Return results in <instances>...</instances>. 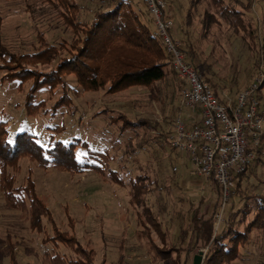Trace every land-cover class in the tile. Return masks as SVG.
<instances>
[{"label": "rangeland", "instance_id": "obj_1", "mask_svg": "<svg viewBox=\"0 0 264 264\" xmlns=\"http://www.w3.org/2000/svg\"><path fill=\"white\" fill-rule=\"evenodd\" d=\"M77 1L88 6L90 11L98 6V2L96 5L92 0ZM174 1L178 9L177 15L173 16L179 30L178 39L191 40L198 69L206 74V78L221 79L234 94L232 96L253 83L258 74L255 63L260 60L264 64V51L260 49L264 42V0H219L232 9L247 12L241 24L251 23L256 28L259 43L256 50L249 46L246 27L238 31L222 20L221 26L213 24L206 31L202 15L209 10L215 12L217 0ZM187 7L193 9L188 12ZM182 8L185 10L181 12ZM92 16V11H83L80 19L91 20ZM187 16L191 17L188 24ZM58 21L56 12L41 0H0V43L10 51L27 53L39 47L37 35L40 33L52 44L69 39V32ZM5 75L7 71L0 70V122L6 125L8 141L13 142L18 133L25 131L36 136L44 148L49 147L51 141H62L67 145L80 140L91 151L107 156L94 159L82 147L75 150L78 161L89 160L102 166V174L92 170L75 174L50 166L42 168L28 157L19 160L18 171L10 167L9 173L15 176V187L26 185L27 179L31 178L52 220L44 219L41 232L33 230L22 211L8 206L0 187V264H12L11 249L16 251L17 264H47L45 253L76 258L66 245L46 241L53 236L54 226L74 236L88 250H95L94 264H175L176 261L171 259L178 260V264H192V255L187 251L192 232L191 221H188L189 213L193 212L190 209L200 206L205 211L209 205L213 206L217 192L197 176L192 164L188 163V169L181 166V159L187 161L185 155L178 154L170 144L163 147L155 138L159 132H170L171 126L166 122L169 118L175 120L180 115L185 119L187 108L181 107L185 85L183 87L180 80L170 77L160 84L162 94L157 95L158 100L155 96L150 97L145 88H132L111 97L105 91L84 92L71 76L66 80L74 103L72 107L63 108L56 115L42 111L29 115L25 101L30 83L20 88L18 81H7ZM62 93L60 87L54 91L47 89L39 93L36 101H45L50 108L60 100ZM102 110H108V114H99ZM110 111L113 116L122 114L132 123L149 124L141 128L131 126L122 132L120 126L124 119L118 125L110 126L107 118ZM261 157L262 163L252 166L253 174L249 175L258 194L264 193V155ZM110 168L119 173L122 183L110 177ZM145 174L150 175L154 183L143 201L148 207L152 206L150 209L154 210L157 223H161L160 226L156 223L159 227L151 223L144 225V204L131 201L132 182ZM183 175L186 180H182ZM143 183L150 185L149 180ZM235 198V203L229 207L231 213L242 208L243 202H239V197ZM151 243L159 251L179 248L181 252H173L169 261H162ZM240 250L242 258L232 264H264V232H256L252 241Z\"/></svg>", "mask_w": 264, "mask_h": 264}, {"label": "trees", "instance_id": "obj_2", "mask_svg": "<svg viewBox=\"0 0 264 264\" xmlns=\"http://www.w3.org/2000/svg\"><path fill=\"white\" fill-rule=\"evenodd\" d=\"M54 10L64 26V30L69 32L70 38L62 39L56 44L48 41L45 34L38 36L39 47L34 52L17 53L8 50L0 43V70L7 71L4 79L7 81H18L20 88L26 83H30L26 93L27 113L34 114L42 111L43 114L51 113L56 115L63 108L72 107L73 100L69 94L67 77L76 78L77 83L84 92L98 93L105 91L111 97L118 93L132 88H145L149 90L150 97H157L162 94L160 84L166 83L170 77L178 79L175 71L172 70L171 57L165 50V46L158 35L152 16L150 15L142 0H92L98 2L95 9H91L93 16L91 20H81L83 11H90L86 5H81L77 0H41ZM167 4V0H164ZM100 3V4H99ZM97 5V3H96ZM252 5V4H251ZM247 6V10L251 9ZM216 11H206L202 18V23L206 31L211 26L222 25V20H226L233 29H247L249 36V46L256 50L259 46L256 28L251 23L241 22L247 12L232 9L230 6L217 0L215 2ZM193 9L192 7L188 12ZM246 9V7H245ZM190 15V13H189ZM187 24L190 23V16H187ZM189 18V19H188ZM264 19V11L263 16ZM246 20V19H245ZM240 22V23H239ZM184 33L187 31H184ZM178 39L176 27L173 34ZM189 37V36H187ZM180 40V39H178ZM184 44L188 60L197 69V58L191 40H180ZM261 52L264 51V42L260 45ZM264 56V55H263ZM259 71L261 61L256 63ZM206 78V74L202 73ZM209 79V78H208ZM182 82L184 87L185 83ZM61 88L63 93L60 100L47 108L45 101L37 102L39 93L44 90L54 91ZM264 83L259 91V97L264 101ZM159 98L157 97V100ZM160 101V100H159ZM181 108H178V111ZM99 114L107 115L108 110H102ZM106 117V116H105ZM177 117V116H176ZM110 126L118 125L123 119L124 123L120 126L122 132L128 127L147 126L149 123H132L122 114L107 117ZM171 120V121H170ZM176 120V118H175ZM172 118L167 122L171 127L170 132H159L156 141L161 145L170 144L174 134V121ZM5 123L0 122V187L6 197L7 204L12 209L20 210L29 219L31 228L41 232L44 219L50 218V212L36 193V187L31 178L27 179V184L15 187V176L9 173L10 167L14 171L20 168L19 160L28 157L32 161L39 163L42 168L53 167L59 171L71 173H84L92 170L99 174L104 173L102 166L86 160L80 162L76 158L78 147L86 149L90 158L99 159V154L91 151L86 143L78 141L70 142L67 145L62 141L53 142L49 147L44 148L38 142L37 137L28 132H20L16 135L13 142L7 140V129ZM159 129V126H157ZM161 129V128H160ZM261 147L257 150L256 157L244 173L237 175L233 182V196L229 207L235 203L239 197L242 208L237 209L236 213L229 212V207L225 219L221 226L215 230V215L221 202V192L217 187V200L214 205H209L202 210L199 206L191 218V236L189 237L188 253H191V262L200 252L207 249L203 264H232L242 258L240 248L245 247L253 239L256 232H264V193H256L253 189L254 184L249 180V175L253 174L252 166L261 164V156L264 155V136ZM171 148V147H170ZM111 167V166H110ZM117 174V175H116ZM119 173L110 168V177L113 180L119 179ZM149 180L150 185L143 182ZM154 181L150 175L145 177L137 176L132 182L133 201L136 204H144V199L151 192V185ZM235 199V200H234ZM146 222L144 225H160L150 207L144 204ZM212 208V209H211ZM231 208V207H230ZM142 223V222H141ZM157 223V225H156ZM159 227V226H157ZM54 234L46 239L47 242L54 244H64L71 249L76 258H68L65 255L55 253H45L47 264H94L95 250H88L78 243V240L54 226ZM155 244L151 243L154 249ZM156 251L162 261H169L173 252L180 253L179 248L161 250L157 247ZM152 249V250H153ZM154 251V250H153ZM15 249H11L9 255L12 264H17L14 255ZM177 263L178 260L171 259ZM175 263V264H176ZM178 264V263H177Z\"/></svg>", "mask_w": 264, "mask_h": 264}, {"label": "built area", "instance_id": "obj_3", "mask_svg": "<svg viewBox=\"0 0 264 264\" xmlns=\"http://www.w3.org/2000/svg\"><path fill=\"white\" fill-rule=\"evenodd\" d=\"M142 2L171 57L172 70L185 83L181 106L202 115V121L191 128L182 116L176 117L171 148L187 155L197 176L214 182L219 188L221 202L214 223L217 231L233 196L234 178L254 161L263 142L264 101L259 97L264 83L263 65L253 83L235 97L229 93L218 96L205 81L202 71L189 62L182 41L174 38L175 21L167 14L166 2ZM201 251L204 259L208 250Z\"/></svg>", "mask_w": 264, "mask_h": 264}, {"label": "crops", "instance_id": "obj_4", "mask_svg": "<svg viewBox=\"0 0 264 264\" xmlns=\"http://www.w3.org/2000/svg\"><path fill=\"white\" fill-rule=\"evenodd\" d=\"M173 2H175L174 0H167V11H168V15L169 16H171V18H173V16H175V14L177 15V11H178V9L177 8H175V4H177V3H173ZM171 4H174V6H172ZM187 5V4H186ZM187 9V11L189 10V8L187 7L186 8ZM185 9L184 8H182L181 9V12L182 11H184ZM180 12V13H181ZM178 15H180L179 13H178ZM181 16V18H183V16L182 15H180ZM174 19V18H173ZM175 21V20H174ZM175 27H176V25H175ZM176 30H177V36H179V30L176 28ZM187 33V32H186ZM205 81L213 88V90L215 91V94H217L218 96H220V97H224L223 95H226V94H230L231 96L232 95H234V94H232V93H230V91H229V89L227 88V86L226 85H224V84H222L223 82L221 81V79H205ZM213 81H216L217 83H214ZM219 83V84H218ZM249 83H247L246 84V86L248 85ZM245 86V87H246ZM242 89H244V88H242ZM241 89V90H242ZM241 90H239L238 92H235V93H239ZM232 92V91H231ZM232 97H235V96H232ZM181 105H182V97H181ZM182 107V106H181ZM181 110V109H180ZM187 115L185 116V119H184V117H183V119H184V121L186 122V124H187V126L188 127H193V126H195V125H197V124H199L201 121H202V115H201V113L199 112V111H190V110H188L187 109ZM183 155H185V154H183ZM186 156V160L187 161H185V160H180V163H182L181 164V166H184L185 168H187L188 169V163L189 164H191V161H190V159L188 158V156L187 155H185ZM177 172L179 171V170H176ZM185 176L186 175H188V174H184ZM182 176V180H186L185 179V176ZM201 178V177H200ZM203 179V178H202ZM116 182H118V183H122V181H121V178H119V179H116L115 180ZM206 183V185L208 186V188H210V189H212V190H214V191H216L217 192V186L215 185V183L214 182H205ZM210 184V185H209ZM210 186H212V187H210ZM217 200V199H216ZM150 208L152 207V206H149ZM198 207H195V209H190V211H193V212H190L189 213V220L188 221H191L192 219V217H193V215H194V211L197 209ZM162 210L161 211H163V208H161ZM152 210V212H153V214H154V210L153 209H151ZM154 215H156V214H154ZM187 221V222H188ZM189 223V222H188ZM191 224V222L189 223V225ZM160 225H161V223H160ZM159 225V226H160ZM190 228H191V225H190ZM191 235H189V237H190Z\"/></svg>", "mask_w": 264, "mask_h": 264}, {"label": "water", "instance_id": "obj_5", "mask_svg": "<svg viewBox=\"0 0 264 264\" xmlns=\"http://www.w3.org/2000/svg\"><path fill=\"white\" fill-rule=\"evenodd\" d=\"M203 255H204V252H203V251H200V252L194 257V260H193V263H192V264H203Z\"/></svg>", "mask_w": 264, "mask_h": 264}]
</instances>
